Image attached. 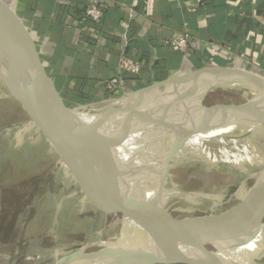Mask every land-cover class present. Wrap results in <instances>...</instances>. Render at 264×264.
<instances>
[{
    "label": "rangeland",
    "instance_id": "obj_1",
    "mask_svg": "<svg viewBox=\"0 0 264 264\" xmlns=\"http://www.w3.org/2000/svg\"><path fill=\"white\" fill-rule=\"evenodd\" d=\"M151 91L149 102L158 98L160 89ZM206 91L195 95L204 96ZM9 94L0 81V264H57L76 246L98 241L94 239L98 238L97 234L87 232L85 223L67 216L66 210L59 215L61 222L54 223L58 221V206L65 205L68 198L78 199L83 194L74 187L79 185L83 172L74 173L72 168L57 163V156L39 138L21 106L10 101ZM200 97L201 116L205 121L200 124L223 116L231 108L246 105L250 98L247 94L240 98L232 92L218 90L211 91L206 100ZM111 99L114 98L109 96L89 108L100 112L99 109L112 104L108 103ZM260 106L264 104L258 109ZM167 111L170 116L161 114L160 127L153 137L135 138L138 144H132L131 149H126V142L118 147L115 167L146 198V215L151 222L147 224L156 227L187 217L218 214L264 187V123L259 119L246 116L229 119L221 127L216 126L220 130L218 135H212L209 130L213 127H210L204 130L206 133L188 138L178 135L185 129L177 126L188 123L186 110L173 106ZM109 112L120 111L109 109ZM106 113L101 111L83 118L92 122L101 120ZM174 125L177 128L173 129ZM50 146L55 148L52 143ZM83 153L80 156L89 166L87 162L93 163L91 155ZM100 163L106 173L101 159ZM122 194L126 200L125 190ZM123 208L124 202L108 220L110 225L103 235L104 241H108L106 237H118ZM132 212L130 205L127 217ZM203 247L211 249L207 244ZM261 250L264 253V241L259 240L242 251L236 249L235 254L245 263L241 258L257 257Z\"/></svg>",
    "mask_w": 264,
    "mask_h": 264
},
{
    "label": "crops",
    "instance_id": "obj_2",
    "mask_svg": "<svg viewBox=\"0 0 264 264\" xmlns=\"http://www.w3.org/2000/svg\"><path fill=\"white\" fill-rule=\"evenodd\" d=\"M88 3L89 0H0V23L11 48H26L21 59L32 80H46L63 97L68 109L107 100L110 94L105 84L118 76L122 55L143 63L139 76L125 75V94L130 100L138 91L181 71L228 67L264 77V0H102L107 8L102 23L94 31L79 32L77 27ZM185 35L190 40L182 51L174 41ZM7 96L18 104L10 94ZM22 113L57 156V163L68 167L60 159L59 148L51 149L50 140ZM83 152L74 151L76 156ZM87 154L93 163L87 162V174L79 178L78 186L74 185L81 194L85 188V193L59 205L58 221L54 223L61 222L59 215L66 210L67 216L85 223L87 232L97 234L94 239L99 241L110 225L111 198L116 189L99 158ZM262 214L251 217L241 229L239 251L264 241ZM111 228L117 233L115 225L111 224ZM189 255L187 261L196 264L195 255ZM247 258H241L245 264H262L263 250L257 257Z\"/></svg>",
    "mask_w": 264,
    "mask_h": 264
},
{
    "label": "water",
    "instance_id": "obj_3",
    "mask_svg": "<svg viewBox=\"0 0 264 264\" xmlns=\"http://www.w3.org/2000/svg\"><path fill=\"white\" fill-rule=\"evenodd\" d=\"M25 51L26 48H11L0 23V81L28 115L31 124L42 131L55 148H59L62 154L61 161L72 168L74 173L83 172L85 175L88 168L83 157L75 155L76 150L91 152L102 160L106 174L116 189L111 198L112 213L117 214L120 205L124 202L117 238L110 241L102 239L84 246H76L74 251L57 264H194L187 261L191 255L188 251H182V248L173 253L175 256L164 258L162 252L165 243L170 238L181 236L194 228L219 227L229 228L226 239L222 243L218 240V229H214L209 235L204 234L200 238L191 239L187 243L198 260L196 264H245L235 254L237 242L246 222L264 209V187L257 194L242 200L224 212L187 217L152 227L147 224L151 222L146 215L142 195L133 186L130 178L120 175L115 166L118 165L119 144L138 137H153L157 127H160L159 117L162 112L176 106L183 98L192 96L216 83L243 84L256 90L264 98V77L243 69L228 67L181 71L162 83L136 93L135 97L153 88H163L146 114H140L132 109L130 114L136 118L135 120L119 119L116 117L120 115L118 112L113 114L114 116L105 117L107 115L105 114L101 120L89 122L51 114L47 104L59 110L70 111L71 109L65 107L63 97L50 88L46 80H32L26 64L21 59ZM15 53L19 56L20 63ZM245 106L234 108L243 109ZM121 112L129 111L122 109ZM100 145L105 146L109 152L108 162L102 159ZM83 174H80V177H84ZM118 186L125 190L132 203L133 215L129 218L124 217L127 202ZM83 190L82 193H85ZM130 236H137L136 240L139 242L132 243L129 240ZM204 244L209 245L211 249L206 250L203 247Z\"/></svg>",
    "mask_w": 264,
    "mask_h": 264
},
{
    "label": "bare ground",
    "instance_id": "obj_4",
    "mask_svg": "<svg viewBox=\"0 0 264 264\" xmlns=\"http://www.w3.org/2000/svg\"><path fill=\"white\" fill-rule=\"evenodd\" d=\"M162 90H163V88H160V92ZM206 90H207L205 93L206 95H204V96L200 97L199 95H195V94H198L200 92H203V91H200V92L195 93L192 96H188V97L183 98L182 100L179 101L178 104H176V106L181 107L184 110H186V112L188 114V118H187L188 123H185L183 125L182 124L177 125V126L182 127V129H185L184 133H181L178 135L186 136L188 138L193 137V136H198L201 133H206L204 130L207 128H210V127H213L212 129L209 130L212 133V135L217 134L218 129L216 126L224 125L225 122L228 121L229 119L240 118L242 116L243 117L246 116L247 118L250 117V118H254V119H259V121L264 123V106L263 107L260 106V109H258L259 108L258 106L260 104H264V98L256 90H254V89H252L246 85H243V84H233V83H216L215 85H211L210 87H208ZM215 90H218L220 92H232V93L238 95L240 98L243 95L247 94V95H249L250 98L248 100V103L246 104V106L243 109H240V108L231 109L227 113H225L223 116L222 115L216 116L214 118V120H212L206 124H200V123H204L205 121L202 120V116H201V104L202 103H201V100L199 101L198 99H199V97L205 99V97L211 91H215ZM152 95H153L152 91H145V92L141 93L139 96H137V98L135 97L136 96V94H135L134 98H132L131 100L128 99V97H126L124 100L120 101V103H112L111 105H107L102 110L99 109L98 111L109 112V109H111V111L119 109L120 115H117L116 117H118L119 119L125 120V121L135 120L136 118L130 114V112H131L130 110L133 109V110L138 111L140 114H146L150 110V108L153 106V103H154V101L149 102L150 97H152ZM144 106H146L147 108L144 111H141L142 108H144ZM47 108L49 109V111L53 115L71 117V118H74L76 120H81V121L86 120L83 117L100 114V112H96L95 108H94V110L89 109V111H88L87 109L78 107L77 109H72L70 111H64V110L54 109L53 107L49 106L48 104H47ZM122 109H126V111H129V112L123 113V112H121ZM167 110L162 112V115H164V114L169 115V111H167ZM113 114L115 115L114 112L111 113V115H113ZM108 115L111 116L110 114H108ZM94 121H98V120H94ZM175 128H177V127H174L173 129H175ZM169 129H171V128H169ZM127 143L128 144H126V149H128V148L131 149L132 144L136 146L138 144V141L136 139H133V140H128ZM103 153L105 155H103ZM101 155H103L104 161L108 162L109 152H108L107 148L103 145H101ZM116 171L120 175H122L117 169H116ZM127 196H128V194H127ZM130 205H132V203L128 197V202H127L126 208L128 209V206H130ZM127 209H126L125 214H124L125 218H129V217H127ZM214 229H218V232H217L218 240H220L221 243L223 241H225L227 233L229 231V228L227 227V228L221 229L219 227V228H214ZM214 229H211V228H207V229L194 228V229H191V230L187 231L186 233L182 234L181 236L179 235L178 237L175 236L173 238H170L165 243V247L163 249L162 256L164 258L173 257V256H175L173 253L178 251V249H181V248L183 249L182 251H188L189 252L188 254H191L192 250L190 249V246L187 245V243H189V241L191 239H196V238L202 237L204 234L209 235ZM137 238H138L137 236L136 237L130 236L129 240L132 243H138L139 241L136 240Z\"/></svg>",
    "mask_w": 264,
    "mask_h": 264
},
{
    "label": "built area",
    "instance_id": "obj_5",
    "mask_svg": "<svg viewBox=\"0 0 264 264\" xmlns=\"http://www.w3.org/2000/svg\"><path fill=\"white\" fill-rule=\"evenodd\" d=\"M106 7L102 4V0H89L88 6L86 7L85 14L79 21L78 31L88 32L96 30L102 23ZM93 28V29H92ZM189 36L185 35L182 38L174 41V45L180 50L185 51L189 43ZM143 69V63L136 62L125 55H122L119 59L118 64V76L108 80L105 84L106 90L109 92L111 98L108 103H120V101L126 98L125 94V75L139 76ZM122 95V96H121ZM121 98H115L119 97ZM93 104L81 105V108L87 109ZM95 105V104H94ZM91 109V108H89Z\"/></svg>",
    "mask_w": 264,
    "mask_h": 264
}]
</instances>
